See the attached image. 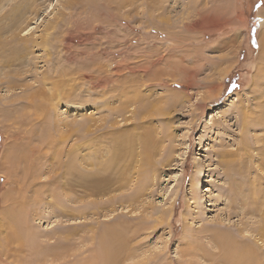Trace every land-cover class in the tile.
Returning a JSON list of instances; mask_svg holds the SVG:
<instances>
[{
	"label": "rangeland",
	"instance_id": "374dc122",
	"mask_svg": "<svg viewBox=\"0 0 264 264\" xmlns=\"http://www.w3.org/2000/svg\"><path fill=\"white\" fill-rule=\"evenodd\" d=\"M77 1L0 0V264H216L183 250L222 219L258 251L264 0Z\"/></svg>",
	"mask_w": 264,
	"mask_h": 264
},
{
	"label": "bare ground",
	"instance_id": "6f19581e",
	"mask_svg": "<svg viewBox=\"0 0 264 264\" xmlns=\"http://www.w3.org/2000/svg\"><path fill=\"white\" fill-rule=\"evenodd\" d=\"M12 1H14V3L11 2V8H14L12 11V15H11L12 16L11 21H12L13 25L19 26L20 23L22 21H24L25 18L29 15V13L36 12L34 4L38 0H12ZM101 1L104 3L103 5L106 7H110L109 5L114 3V4H117L116 6L118 8L122 5H125L126 2H129V0H117V1L116 0H101ZM135 1L136 0H130V2H132L131 5L133 7H135V5L137 4V1L136 2ZM66 6H68V5H66ZM50 27H52V25ZM47 28H49V27H47ZM26 35H28V34H26ZM16 38L17 37L15 35H13L12 36L13 42L12 43H10L11 41L9 42L11 46L16 44V46L10 47V51H12L10 58L1 57L2 60L6 61L9 65H22L23 64L22 62H24V61L31 62V59L27 58V55H29V53L32 52L33 48L36 46H44V44H45L44 47H47L46 45L48 44L47 41H45V42L41 41V43H37L36 41H28V40L19 41L21 39L16 40ZM14 52L17 54H15ZM16 61L19 63H16ZM200 68L195 69L192 72L190 71L188 74L189 77L192 78V77L198 75L200 73ZM204 69H206V67ZM196 77H194V78H196ZM45 81L46 80H44L43 83H45ZM191 82H193V81L191 80ZM188 84H190V83H188ZM173 103H175V102L173 101ZM258 115L261 116V119L264 118V110L262 112H259ZM252 119H253V116H252ZM229 155L230 154L227 152L222 154V156H224V157L229 156ZM113 216L114 215H111L110 217H108L106 219V221L112 219L111 217H113ZM217 222H215L213 224H220L221 229H218V231L215 235L213 234V239L208 238L205 242H201V241H198L195 239L194 234H192V233L188 234V235H191V239L193 238V240L192 241L186 240L185 248H184L183 252L186 251L185 252L186 254L194 252L196 255H201L205 259L211 260L216 264H264V221H263V223L261 222V223L257 224V226L255 227V229L253 231L254 233L258 232L257 235L259 237L257 240V245L259 247L262 246V247H260V249L258 251H255L256 249L254 247H252V245H250L248 242H247L248 243L247 244L246 241L245 242L244 241H237V239H235V237L233 240L235 242L231 241V243H230L228 238H227V235L231 236L232 233L229 232L230 231L229 229H228L229 231L223 230L221 225L222 224H224L223 226L232 225V222H227V220H225V219L219 220L218 223ZM50 227L51 226H48V229H51ZM240 228L243 230L242 234L246 238H249V236L246 234V233H248L247 230H250L247 228V225L245 223H242ZM241 229H238L236 227V232L240 236L242 235ZM74 232H76L75 229H74ZM207 232H208V230H207ZM207 232H205V233H207ZM210 234L212 235V233H210ZM254 235L255 234H251V237H254ZM251 237L249 239L253 241V239ZM254 238H256V237H254ZM234 243H238L237 244L238 246L234 245ZM129 255H130V253H129ZM95 259L97 261H99L96 264H102L103 263L99 258L95 257ZM96 260H90L89 263H87V264H95L94 262H96Z\"/></svg>",
	"mask_w": 264,
	"mask_h": 264
},
{
	"label": "crops",
	"instance_id": "0c3cea01",
	"mask_svg": "<svg viewBox=\"0 0 264 264\" xmlns=\"http://www.w3.org/2000/svg\"><path fill=\"white\" fill-rule=\"evenodd\" d=\"M263 16V15H262ZM264 27V26H263ZM263 33V34H262ZM261 35H262V39H264V32H262Z\"/></svg>",
	"mask_w": 264,
	"mask_h": 264
}]
</instances>
